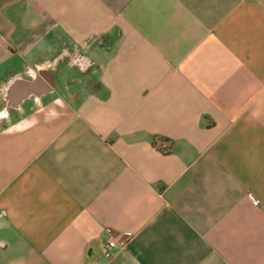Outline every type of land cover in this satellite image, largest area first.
Masks as SVG:
<instances>
[{"label":"crops","instance_id":"1","mask_svg":"<svg viewBox=\"0 0 264 264\" xmlns=\"http://www.w3.org/2000/svg\"><path fill=\"white\" fill-rule=\"evenodd\" d=\"M0 264H264V0H0Z\"/></svg>","mask_w":264,"mask_h":264},{"label":"flooded vegetation","instance_id":"2","mask_svg":"<svg viewBox=\"0 0 264 264\" xmlns=\"http://www.w3.org/2000/svg\"><path fill=\"white\" fill-rule=\"evenodd\" d=\"M77 52H78L77 49L73 45L66 44L65 47L63 48L62 56L65 57L67 60L69 59L71 61L75 58V56L77 55ZM74 60L78 61L76 63L81 62L80 59H77V58H75ZM50 63H53V62H50ZM48 65H50V64H48ZM48 65L47 64L46 65H39L40 71L45 74V71H46V68H48Z\"/></svg>","mask_w":264,"mask_h":264},{"label":"built area","instance_id":"3","mask_svg":"<svg viewBox=\"0 0 264 264\" xmlns=\"http://www.w3.org/2000/svg\"><path fill=\"white\" fill-rule=\"evenodd\" d=\"M47 70H51L50 67H48ZM253 201L255 204H257V201H255L254 199H253ZM105 232H106V236H107V243H106L105 249H106V251H109V250L114 249L117 246V240L118 239H117V236L115 235L113 229L106 228ZM125 237L129 238L130 235L126 234Z\"/></svg>","mask_w":264,"mask_h":264},{"label":"water","instance_id":"4","mask_svg":"<svg viewBox=\"0 0 264 264\" xmlns=\"http://www.w3.org/2000/svg\"><path fill=\"white\" fill-rule=\"evenodd\" d=\"M47 72L49 73V74H51V76H52V80H50V83H51V85H55V80H54V77H53V75H52V72H51V70H47Z\"/></svg>","mask_w":264,"mask_h":264},{"label":"rangeland","instance_id":"5","mask_svg":"<svg viewBox=\"0 0 264 264\" xmlns=\"http://www.w3.org/2000/svg\"><path fill=\"white\" fill-rule=\"evenodd\" d=\"M50 63V62H49Z\"/></svg>","mask_w":264,"mask_h":264}]
</instances>
